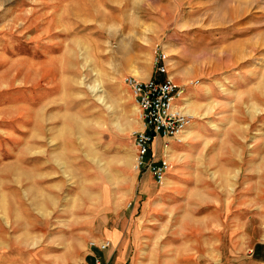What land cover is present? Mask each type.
I'll use <instances>...</instances> for the list:
<instances>
[{"label":"rangeland","instance_id":"rangeland-1","mask_svg":"<svg viewBox=\"0 0 264 264\" xmlns=\"http://www.w3.org/2000/svg\"><path fill=\"white\" fill-rule=\"evenodd\" d=\"M242 2L0 0L8 46L0 62L8 66L0 70V264H108L96 247L113 244L99 236L134 228L138 215L134 130L142 120L123 78L153 70L157 47L174 58V79L189 74L185 83L205 93L198 112L189 99L198 115L172 151L175 176L153 182L174 187L163 198L175 208L160 210L170 222L142 226L138 250L129 245L126 256L136 250L139 264H182L184 249H206L207 264L235 263L233 221L247 208L241 191L264 203V0ZM41 54L48 58L38 69L24 65ZM252 222L263 238L258 215ZM237 251L241 260L252 252Z\"/></svg>","mask_w":264,"mask_h":264},{"label":"crops","instance_id":"crops-1","mask_svg":"<svg viewBox=\"0 0 264 264\" xmlns=\"http://www.w3.org/2000/svg\"><path fill=\"white\" fill-rule=\"evenodd\" d=\"M0 48L3 49L0 50V62H4V59H7L6 54L4 53V49H7L8 46L5 43V40L1 39L0 40ZM167 53V52H166ZM43 57L41 58H37L35 56H30L27 57L26 59H24L23 63L25 65V63L30 64V66H32L34 69H38L40 67L41 64L45 63L44 61L47 60L48 55L46 54H41ZM174 58L171 59V56L169 58V55L167 54V57L165 59V65L166 68L168 70V73L170 74L171 72L169 71V66H170V60L173 61ZM178 60V59H177ZM14 62L11 61L10 64ZM5 63V62H4ZM183 65H180L179 67L181 68ZM8 66L4 69H0L5 70L7 69ZM152 69V66H151ZM129 74H134V73H129ZM175 74V79L173 78L172 74H170L173 78V81L175 82L176 85H182V92L177 95L174 99L175 105L179 106L182 110H184L185 113L190 115V122L188 123V125L186 126V128L184 129V131L181 134V138H175V137H165L162 134H158L157 136L154 137L153 141L151 142L150 148L147 152V154L145 155L146 159H152L154 162H159V160L165 155L169 160V166L165 172V176L164 178L161 180V182H165L166 183H170L172 181V176L174 175V170L175 168H173L172 166V151H175L178 149V143L182 141V139L184 138V134H188L189 131H191V121L192 118H194L195 116L191 114V112H188V105H189V101L191 100L192 103H194L193 108L196 109V111L198 112L199 110V102L201 101L200 98H202L203 94L205 93V89L204 91L201 90V88L199 86L196 85H192L190 83H185V81L187 80L186 77H188L189 74H187L186 76L182 75L179 73V71L173 73ZM135 75V74H134ZM141 75V76H140ZM140 75H136L140 78H148V77H152L155 78L157 80L163 79L165 77V73H160L157 72L153 66V70H149L145 73H140ZM179 77V78H177ZM6 79V78H5ZM180 80H183L184 82L181 83ZM189 80V79H188ZM237 80H240V78H237ZM5 83L3 85H6V80H4ZM187 82V81H186ZM1 84V83H0ZM209 89V88H207ZM47 85L44 86V91L43 94L46 95L47 93ZM204 92V93H203ZM42 93V92H41ZM41 97V94H40ZM190 99V100H189ZM41 100V99H40ZM191 106V105H190ZM32 107V106H31ZM36 112V110H34ZM189 126V127H188ZM143 127L142 121L140 123V128L141 129ZM33 128V125L31 123V129ZM189 129V131L187 132V130ZM193 130V128H192ZM186 132V133H185ZM32 139V138H30ZM29 139V141H31ZM164 139H168V146L166 147V150L163 147V141ZM25 155V154H24ZM35 156H24V160H32V158ZM136 176L139 177V181H138V194H135L134 196V200H133V211H137L138 215L136 216V220L134 222L133 227L132 226V222H130L129 224L126 225V227L124 228V226L122 225L121 229L124 230V232L126 231L127 234L123 235V231L120 228H116L114 226L107 228L103 234H101L99 237L102 238V236H104L105 238H110V240L112 241V244L115 245V243H119L121 242V245L119 247V252H117V254H115V256H111L112 252L114 251V247L113 245H111L110 247H108L110 244H108L106 247H101L100 245H97L96 248H98V250H100V253L102 254V258L103 260H107L109 258V262L112 263V259L110 260V258H113V262L112 264H139V256H136V250H133V253H131V255H127L126 256V250L128 248V246L130 245L132 248L133 246L136 247V249L138 250L139 248V240L141 238L144 237V234L141 233L142 230V226L147 227L148 225H151L153 230L155 227V230H159V225L161 223V225H166V220L168 219V222H170V218L167 217L164 220L160 219V210L162 208H167L166 204H168L169 208H170V212H172V210L175 207H172L173 205H171V203H166L165 198H163V196H165L166 194L169 193H173V191L175 190H171L174 189V187L170 186V185H163V186H159L158 188H156V186H154V180L155 178L153 177V175L148 171H136ZM156 181V180H155ZM152 185L154 187H152ZM201 191V190H200ZM253 193L250 190H243L241 191V196L242 198H244V202L245 205L247 206V208L245 209V211L243 210H239V212H241V214L243 216H240V214L235 217V220L233 221V227H232V233L233 236H238V239H231L232 241H236L235 244L233 243L234 248V252L236 257H234V262L232 264H255L259 261H264V203H261V206H255L253 204V200L255 199L253 195L251 194ZM252 201V202H251ZM172 207V208H171ZM260 209V211H259ZM139 211V212H138ZM169 212V213H170ZM255 212H258L259 214H255ZM256 215H258V218L261 220V225H263V227H260V235L263 236V238H258L255 237L253 232L256 228V225L250 226L248 224H252V220L256 219ZM150 216V218H148ZM148 218V219H147ZM215 221L213 223H215V225H220L222 223V217L215 215ZM207 219V218H205ZM148 220V222L145 223V221ZM147 225V226H146ZM248 225V229L246 230V228H241L243 226ZM158 227V228H157ZM259 227V226H258ZM130 229L133 230V232L130 234L128 233V231H131ZM204 229H207V227H205ZM154 230V231H155ZM253 230V231H252ZM207 234V233H204ZM207 236V235H206ZM204 238V239H203ZM201 238L202 240L206 241L207 237H203ZM244 239V240H243ZM242 240V241H241ZM247 246L250 247L252 250V252L250 254H246L248 257L245 259H239L240 255L237 250L242 249L243 247ZM177 254H179V252H177ZM181 256V260L180 262H182V264H207V250H192L189 248H186L182 251V253H180ZM174 255H176L174 253ZM219 256L220 259L222 261L223 259V253L221 251H219ZM197 258V260H196ZM169 261V260H167ZM167 261H163V264H165V262ZM108 262V264H109ZM220 263V262H219ZM223 264V262L221 263Z\"/></svg>","mask_w":264,"mask_h":264},{"label":"built area","instance_id":"built-area-1","mask_svg":"<svg viewBox=\"0 0 264 264\" xmlns=\"http://www.w3.org/2000/svg\"><path fill=\"white\" fill-rule=\"evenodd\" d=\"M166 57L167 53L161 47H157L153 56V66L157 72L166 74L163 79L138 78L133 74H127L123 78L132 91L143 124L141 129L134 130L135 167L137 171L148 170L158 182L164 178L169 160L166 153L157 163L152 159H146L145 155L151 142L159 133L166 138H181L182 132L190 122V115L175 105L174 99L182 92V85H176L168 73ZM167 146L168 139H164L165 150ZM108 244L109 240L106 239L100 246L106 247Z\"/></svg>","mask_w":264,"mask_h":264},{"label":"bare ground","instance_id":"bare-ground-1","mask_svg":"<svg viewBox=\"0 0 264 264\" xmlns=\"http://www.w3.org/2000/svg\"><path fill=\"white\" fill-rule=\"evenodd\" d=\"M243 2H244V0H243ZM242 2V3H243ZM245 3V2H244ZM239 4V3H238ZM238 8V10L236 11V15H235V17H238V16H241V15H243L245 12H246V8L244 7V6H242V7H237ZM236 10V9H235ZM262 35H263V33H262ZM245 42H247V41H243V43H242V45H239V44H235V45H237L234 49H235V53H238V54H240V53H242V51H244L243 50V46H244V43ZM263 42V41H262ZM259 44V43H258ZM245 47V46H244ZM231 51V50H230ZM224 52V51H223ZM233 52V51H232ZM230 54H231V52H230ZM244 55V54H243ZM243 55L242 54H240V56H241V58H240V56H238V59H242L243 58ZM243 62V61H242ZM261 89V88H260ZM184 111V110H183ZM188 112H191V110L190 109H188Z\"/></svg>","mask_w":264,"mask_h":264}]
</instances>
